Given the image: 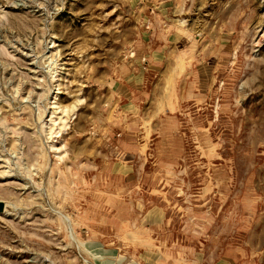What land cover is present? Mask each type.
<instances>
[{
    "label": "rangeland",
    "instance_id": "374dc122",
    "mask_svg": "<svg viewBox=\"0 0 264 264\" xmlns=\"http://www.w3.org/2000/svg\"><path fill=\"white\" fill-rule=\"evenodd\" d=\"M0 264H264V0H0Z\"/></svg>",
    "mask_w": 264,
    "mask_h": 264
},
{
    "label": "bare ground",
    "instance_id": "6f19581e",
    "mask_svg": "<svg viewBox=\"0 0 264 264\" xmlns=\"http://www.w3.org/2000/svg\"><path fill=\"white\" fill-rule=\"evenodd\" d=\"M57 109H58V108H57ZM57 109H55V110H57ZM68 111H69V110H68ZM61 112L64 113V112H66V110L62 108L61 111H60V114H61ZM54 113H56V112L53 110V114H54ZM61 118H64V117H60V119H61ZM51 120H53V119L51 118ZM62 120H63V119H62Z\"/></svg>",
    "mask_w": 264,
    "mask_h": 264
}]
</instances>
